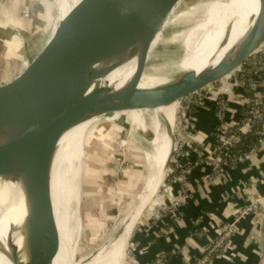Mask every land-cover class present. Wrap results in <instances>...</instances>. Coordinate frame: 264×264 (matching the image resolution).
Instances as JSON below:
<instances>
[{
  "label": "water",
  "instance_id": "1",
  "mask_svg": "<svg viewBox=\"0 0 264 264\" xmlns=\"http://www.w3.org/2000/svg\"><path fill=\"white\" fill-rule=\"evenodd\" d=\"M187 1L190 4L184 8L186 0H133L127 8L119 6L115 16L108 20L105 16L112 7L105 8L95 1H88L86 5L80 2L61 21L40 54L24 63L14 77L0 82V177L12 180L10 198L16 213H19L21 194L26 205L25 218L18 227L24 258L21 259L19 249L13 245L14 264H50L51 255L45 249L53 242L50 230L56 226L50 206L51 176L61 140L69 131L97 119L85 134L84 145L104 135L139 127L157 125L164 133L168 121L164 109L176 105L180 110L189 101L217 87L264 46V0H259L258 14L249 22L252 24H248L243 37L213 65L211 75L179 91L175 90L179 83L176 81L164 103L136 110L142 117L138 122L127 114H119L133 112L122 106L146 91L138 88L145 75L162 76L161 65L156 71L148 70L152 57L158 61L159 49L165 48L169 56L172 50L179 51L180 58L169 64L178 72L181 62L190 56L182 40L204 20L205 14L187 13L210 0ZM144 10L157 14L152 20H139ZM186 22H189L188 28L173 34L169 40L167 31ZM231 25L228 22L221 33L218 45L221 48L228 43ZM157 37L159 41L153 48ZM129 63L136 66L127 86L116 92L104 85L106 78ZM160 94L151 97L155 100ZM172 155L173 148L164 177L150 193L148 202L157 196L165 182ZM44 207L49 210L45 215ZM40 229L49 234L43 233L45 249L39 243Z\"/></svg>",
  "mask_w": 264,
  "mask_h": 264
},
{
  "label": "bare ground",
  "instance_id": "2",
  "mask_svg": "<svg viewBox=\"0 0 264 264\" xmlns=\"http://www.w3.org/2000/svg\"><path fill=\"white\" fill-rule=\"evenodd\" d=\"M88 1L101 2L105 8L107 6L112 7L105 16V20H108L115 16V11L119 6L127 8L130 5V1L132 3L133 0H59V25L78 3L83 2L86 5ZM258 11L259 0H210L190 9L187 14H205L204 20L199 21L187 33L193 37L184 42V46L187 48L190 56L187 55L184 58L180 65V71L171 79L161 81L157 77L145 75L139 84L141 83L140 89L146 91L138 95L139 100L136 105V110L146 105L164 103L174 83L178 80L179 83L175 89L176 91L186 88L194 81L196 82L211 75L213 65H216L241 37H243L248 24H252L249 23L252 22L250 20L252 17H256ZM156 14V12L144 10L138 18L139 20L149 21ZM228 21L232 22L231 32L229 33L230 38L227 39L228 43L226 46L221 48L218 45L221 42V33L227 24L220 26L218 29L214 26ZM99 25L100 23L97 24V27ZM196 32H200L201 34H196ZM158 41L159 37L155 40L153 48ZM135 66V63H129L121 67L103 81L104 85L111 87L116 92L123 89L131 82L135 72ZM155 93L162 94L153 100L151 95ZM122 107L130 109V102L124 103ZM171 108L164 109L168 115L167 125H165V139L160 137L159 133L151 128L139 127L130 130L131 135L142 133L144 136L148 131H153L154 138L150 144L155 148V151L149 153L145 160L147 175L139 206L133 209L134 211L126 224L119 231L115 232L99 251L97 250L98 252L95 255L97 260L94 261L98 264H123L127 239L134 232L133 230L141 218V211L147 209L146 212H148L149 207L154 210L159 204L157 197L150 202H148V198L160 180L163 179L169 153L174 146L172 132L176 125V115L179 110L176 109L175 105L173 106L172 113L169 115ZM122 114L125 115V113ZM89 122L74 128L62 138L59 151L54 161L51 176L50 206H52L55 212L56 226L50 230L53 242L47 245L46 249L42 245V238L44 239L43 233L45 235L48 232L46 230L45 233L40 229L38 233L40 246L51 255L49 259L50 264H73L71 260L73 241L68 234L65 210L69 205V201L73 202L75 199L77 201L78 198L73 183L76 173L75 165L78 159L82 157V142ZM11 183L12 180L10 178L0 177V264H14L13 245L19 249L21 259L24 258L23 238L18 232V227H20V222L25 218L26 205L23 194H21L22 196L18 198L19 213H16V209H14L12 199L10 198V193L13 192ZM46 212H49V210L44 207L42 211L43 215ZM115 234L118 235L114 238Z\"/></svg>",
  "mask_w": 264,
  "mask_h": 264
},
{
  "label": "rangeland",
  "instance_id": "3",
  "mask_svg": "<svg viewBox=\"0 0 264 264\" xmlns=\"http://www.w3.org/2000/svg\"><path fill=\"white\" fill-rule=\"evenodd\" d=\"M189 4L186 0L184 8ZM59 21V0H0V82L14 77L24 63L40 54L53 38ZM228 22L214 27L218 29ZM188 25L189 22H186L175 27L176 29L168 30L169 40L173 34L188 28ZM191 38H193L191 34H186L182 40L183 44ZM173 46V43L169 45L171 49ZM165 50L159 49L158 61H154L152 57L148 64L149 72L156 71L159 65L162 66V77H157L161 81L177 75L178 71L171 69L169 64L180 58L179 51L172 50V56H169V52ZM228 78L217 88L226 83ZM138 88H141V83L138 84ZM205 95L206 92L200 96ZM138 100V96L132 98L129 102L130 111L133 112L125 113L134 121L142 120L141 112H136ZM172 111L173 107L169 115ZM97 121L94 119L89 122L85 134ZM147 128L156 131L165 139V132L163 133L160 126ZM176 132L175 127L172 132L173 138ZM153 138V131H148L144 136L142 133L131 135L129 130H121L94 139L87 145L82 144V157L76 162L73 181L78 198L77 201L76 199L73 202L69 201L65 210L68 234L73 241L71 250L73 264H98L94 261L97 260L96 253L126 224L133 209L139 206L147 175L145 160L149 153L155 151L150 144ZM156 197L160 202L151 212L153 219L159 206L166 202L167 196L163 185ZM146 211L147 209L127 239L123 264L129 261L128 254L132 252L134 235L145 225V218L148 216ZM54 219L56 223L55 212Z\"/></svg>",
  "mask_w": 264,
  "mask_h": 264
},
{
  "label": "crops",
  "instance_id": "4",
  "mask_svg": "<svg viewBox=\"0 0 264 264\" xmlns=\"http://www.w3.org/2000/svg\"><path fill=\"white\" fill-rule=\"evenodd\" d=\"M201 102L189 114L194 138L185 162L203 158L216 144V103L209 99ZM241 111V105L231 103L228 122L239 120ZM210 173L212 169L207 166L194 168L189 200L179 209L176 221L171 216L156 221L151 216L153 208H149L144 227L133 238L135 262L145 264L164 257L166 264H264V207L261 222L259 212L235 222L224 251L211 262H203L207 247L218 238L223 225L234 222L235 215L256 198L263 199L264 205V143L250 159L217 174L210 182L204 181L203 177ZM178 195L179 189L173 188L166 203ZM157 201L160 202L158 197Z\"/></svg>",
  "mask_w": 264,
  "mask_h": 264
},
{
  "label": "built area",
  "instance_id": "5",
  "mask_svg": "<svg viewBox=\"0 0 264 264\" xmlns=\"http://www.w3.org/2000/svg\"><path fill=\"white\" fill-rule=\"evenodd\" d=\"M213 100L216 103V116L218 125L214 130L216 144L203 158L185 162L188 158L190 141L194 132L188 124L189 114L204 100ZM242 106L240 118L236 122H228L227 113L230 104ZM177 132L174 135L173 155L167 178L163 184L166 196L171 194L173 188L179 189L177 198L168 203H162L154 220L158 221L165 216L177 220L179 209L186 205L191 194L190 176L194 168L207 166L212 169V174H206L204 181H212L214 177L229 168H235L242 162L250 159L258 146L264 143V46L255 52L248 61L236 72L231 74L226 83L220 88H212L205 96H199L186 103L176 115ZM254 138V142L247 149L240 146L245 138ZM263 199H254L249 206L241 209L234 218V222L223 225L220 235L209 244L203 256V262H211L221 254L231 239L235 222L246 218L251 213H260L261 222L263 214ZM126 264H141L133 259V253L128 254ZM145 264H166L164 257Z\"/></svg>",
  "mask_w": 264,
  "mask_h": 264
},
{
  "label": "trees",
  "instance_id": "6",
  "mask_svg": "<svg viewBox=\"0 0 264 264\" xmlns=\"http://www.w3.org/2000/svg\"><path fill=\"white\" fill-rule=\"evenodd\" d=\"M254 142V138L248 137L243 140V143L241 144L242 149H247V147Z\"/></svg>",
  "mask_w": 264,
  "mask_h": 264
}]
</instances>
